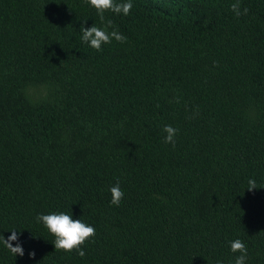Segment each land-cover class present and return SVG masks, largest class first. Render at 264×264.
I'll use <instances>...</instances> for the list:
<instances>
[{
	"label": "trees",
	"instance_id": "obj_1",
	"mask_svg": "<svg viewBox=\"0 0 264 264\" xmlns=\"http://www.w3.org/2000/svg\"><path fill=\"white\" fill-rule=\"evenodd\" d=\"M234 2L134 0L97 51L86 0H0V235L24 249L0 264H229L237 237L264 264V0ZM57 210L95 226L83 257L37 222Z\"/></svg>",
	"mask_w": 264,
	"mask_h": 264
},
{
	"label": "clouds",
	"instance_id": "obj_2",
	"mask_svg": "<svg viewBox=\"0 0 264 264\" xmlns=\"http://www.w3.org/2000/svg\"><path fill=\"white\" fill-rule=\"evenodd\" d=\"M86 2L91 8L95 9L100 24L92 23L90 26H85L84 21L86 19H82L80 24V40L97 51H100L103 45L110 44L113 40L124 43L127 40V36L118 29V26L114 25L112 19L106 18L105 13L111 12L116 15L128 16L133 8L134 0H86ZM230 7L236 16L246 14L248 11L246 7L241 10V0H235ZM163 132L165 133L163 137L164 142L174 145L178 129L171 124H165L163 126ZM247 185L246 188L252 189L257 187V182L254 178L249 177ZM108 191L111 195L109 203L119 205L124 197V191L119 181L110 185ZM36 220L52 234L53 239L51 241L54 249L65 252L75 250L76 254L81 257L85 255V250L82 245L85 244L86 240L95 236L96 233V228L93 224L79 217L74 218L72 211L57 210L41 212L37 213ZM18 229L9 228L10 234L7 238L3 234L0 235V244L8 249L14 257L17 254L21 256L24 254V249L18 241ZM12 241H17V243L14 245ZM228 247L231 253L236 254L229 261V264H247L248 248L243 239L237 237L229 240ZM216 264H225V261L217 259Z\"/></svg>",
	"mask_w": 264,
	"mask_h": 264
}]
</instances>
